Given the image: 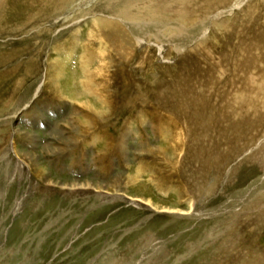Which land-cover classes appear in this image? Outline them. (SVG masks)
<instances>
[{"label": "rangeland", "instance_id": "rangeland-1", "mask_svg": "<svg viewBox=\"0 0 264 264\" xmlns=\"http://www.w3.org/2000/svg\"><path fill=\"white\" fill-rule=\"evenodd\" d=\"M4 1L0 16L6 9L8 24L0 30V264H264V210H258L264 206V108L257 100L260 95L255 85L249 82L251 76L257 82L264 81V0H187L189 19L174 16V26L165 38L159 31L166 24L120 17L138 36L158 33L159 40H169L178 52L191 57L189 66L194 70L192 78L183 71L172 84L177 69L172 66H176L180 53L167 50L166 45L160 52L149 38L151 61L138 66L135 57L144 46L134 42V59L116 67L114 80H105L106 104L94 95L79 94L77 60L81 48L72 43L71 33L79 27L78 41L82 42L88 16L102 13L114 17V6L108 5V0H62L50 9L47 4L51 0ZM154 1L162 5L167 0ZM169 2L175 6L179 0ZM194 48L204 60L193 56ZM167 59L173 63H166ZM234 59L240 65L230 74ZM218 62L226 71L221 77L224 89L231 83L244 89L242 70L250 89L245 93L257 100L256 112H240L227 130L223 122L234 116L229 113V98L235 87L214 92L206 85L209 78L216 77ZM153 71L159 74L157 79ZM55 74L59 77L50 83ZM157 83L170 86L171 100L184 112L180 117L190 121L199 109L192 106L191 92L185 85L188 83L192 90L212 91L211 112L223 117L214 126L219 133L231 135L230 139L224 136L226 152L204 158L207 176L216 177L207 194L193 196L192 208L185 200H178L175 188L167 190L166 186L186 183L188 189L191 187L188 179L196 163L180 161L185 157L183 150L174 154L168 150L164 155L173 164L183 163L182 170L174 168L173 177L164 182L166 185L161 184L166 194L154 184L161 176L158 170L151 183L144 175L124 188L127 174H135L140 158L146 170L150 159L161 152H155V147H169L166 139L152 134L147 121V116L162 114L155 112V96L146 91ZM58 90L68 98L61 97ZM140 94L147 95L146 103L137 98ZM79 102L96 107L98 118L109 119L108 130L116 137L119 131L131 134L126 138L131 145L125 158L127 166L121 155H103L112 169L109 178H94L96 170L88 171L85 165L96 149H91L89 141L80 142L77 121L85 124L88 119L83 121L82 115H75L74 105ZM140 110L141 114L137 113ZM138 116L144 121H137L146 126L147 150L142 149L145 144L140 143L137 133L120 130L128 122L133 127ZM82 149L86 152L83 157L79 155ZM75 160L83 163L73 165ZM86 180L110 181L122 191L107 187V194L97 196L99 186L82 187ZM123 191L135 200L124 196ZM141 198H150L156 207Z\"/></svg>", "mask_w": 264, "mask_h": 264}, {"label": "bare ground", "instance_id": "bare-ground-1", "mask_svg": "<svg viewBox=\"0 0 264 264\" xmlns=\"http://www.w3.org/2000/svg\"><path fill=\"white\" fill-rule=\"evenodd\" d=\"M48 1L50 2V0H48ZM57 1H59V2H57ZM63 1L62 0H51V2L47 5L51 9V8L55 7L54 4L57 5L58 3H62ZM188 1H190V2L204 1L205 2L206 0H188ZM208 1L211 2L212 0H208ZM4 2H5L4 0H0V5H1V3L4 5ZM108 3H109L108 5L114 6L113 8L115 9V12H116V15L114 17L105 16L102 13L88 16V17H90V22L87 21L89 26H88L86 38L82 42L78 41L77 33L79 31V27H77V28L75 27L76 29L71 33V35L73 36L72 43H74V44L78 43L80 45V48H81V52L79 53L78 60H77L78 68L80 70V77H78V85L80 88L79 94L84 95L87 93V94L94 95L97 98V100H99L101 103H105V104L107 103L105 101V91H103V87L106 86L105 80L107 78H108V80H107L108 82L111 79L114 80V78L116 77V73H117V72L115 73L116 67L122 68L123 65L127 61H129L132 58L134 59V55H135V50H134L135 46L133 48L134 42L135 43L138 42V44H141L142 46H144L141 48L139 47L141 50L139 49L140 52H138V55H136V57H135L134 63L138 66L144 65L145 61H147V62L151 61V59L148 58V55L150 57H152V53L151 52L149 53V49L147 48V46L150 43V41L148 40L149 38L153 39V42H151L152 45L154 47H157L160 50V52L162 51V49H164L165 45H166L165 48H167V50L171 49V50H176V52H178L177 51L178 48L172 47V43H170L169 40H159V37L157 35L158 33L154 34V33H147L146 32L147 34H144L142 36H138V34L133 33L132 30L129 28L130 26L129 27L126 26L127 23L124 22L123 20H121L120 17L123 16V19L124 18H126V19H138V20L147 19L148 21L152 22L153 24L158 23V25H160L159 23H161L163 25L166 24L165 27H163L161 25L163 29L159 31V33L161 32V34L164 36L163 38H165L166 35L168 33H170L171 26L172 27L174 26V25H172V20H173L174 16H177L182 20L189 19V14H188L189 3L187 2V0H179L178 5H175V6L172 5V2H169V0L162 3V5H159L160 3L159 4L155 3L154 0H108ZM5 11H6V9H5ZM5 11H4V14L2 15V17L0 16V30H3L4 28H6V26L8 24L7 23L8 22L7 21L8 16L6 15ZM123 22L126 24L124 25ZM143 22H145V21H143ZM143 22H141V23H143ZM183 24H184V22L180 23V25H183ZM154 28L155 27H153V29ZM226 31H225V34H226ZM140 32L141 31H139V33ZM150 32H151V30H150ZM220 36L221 35H219L218 38H220ZM250 46H248V47H250ZM254 46H256V45H253V47ZM58 47H60V46H56V48H58ZM148 47H150V46H148ZM73 51H74V49H73ZM69 52H71L69 54L73 55L72 51H69ZM197 52H198L197 48H194L193 52H192L193 56L199 55V57L202 60H204L203 57L200 54H198ZM178 53H180V50ZM239 53H240L239 56L243 55L242 52H239ZM246 53H250V52L246 51ZM116 58H118V60H119V61H117L118 64H117V62H115ZM190 59H191V57L187 56L185 52H184V54L180 53L178 59L176 60V62L174 64L176 66H172L173 69L177 68L175 71V78H173L172 84L174 83L176 78H179L183 74L182 73L183 71L186 73L187 78H189V79L192 78V70H194V68H192L193 66H189L190 65V63H189ZM235 59L231 63L232 68H230V74H233L235 72V69L240 65V63L238 61H235ZM55 61H53V62L55 63ZM165 61H166V63H173L172 61H170L168 59ZM218 64L220 65V62H218ZM253 64L255 65L256 63H253ZM204 67H206V66H204ZM109 71L111 72V74L109 73ZM59 73H60V71H59ZM152 74H153V77L155 79H157V77L159 76V74L156 73V71H153ZM200 74H201L200 75L201 77H203L202 74L205 75L204 73H200ZM225 74H226V71L224 69V66L220 65L219 71L217 72L216 77L215 78H212V77L209 78V80L206 82V85L208 87H210L211 90L214 92L217 90V88L220 89V92H223L225 90L227 92L229 90H232L235 87V90L232 92V94L229 98V99H231V108L229 109V113L234 114V116H232L233 118L230 119L231 121L223 122V125H224L223 128H225L227 130L229 126L232 127L233 122L235 121V119H237V115H239L240 112L249 111L252 114H254L256 112L254 110V105H255L254 102L255 101L259 100V102H262V107L264 108V81H262V80L260 81L258 76H255L260 81V82H257L255 80V78L253 76H251L249 82L252 86L255 85V88L257 89V92L260 95L259 99L254 100L253 97H251L249 94L245 93L246 89H249L248 76L247 77L245 76V71L241 70V72H240V75L244 79V80H242V86L244 89H242V88L240 89L239 86L230 82L234 78L236 79V76L233 77V79L230 78L229 82L231 84L229 86L227 85V87H225V89H224L223 86L221 85L223 82L222 80L224 78H221V77L224 76ZM58 75L59 74H55V77L53 79L50 78L49 82L52 80L56 81L57 77H59ZM200 76L198 75L196 78H199ZM209 76H211V75H209ZM50 77H52V76H50ZM188 80H187V82H188ZM215 80L217 82H220V83H217ZM232 82H234V81H232ZM54 84H53V86H54ZM48 85H46V86H48ZM53 86H52V88H53ZM185 87H187L186 89H188V91L191 92L190 95L192 98L191 102L193 103L192 106L194 108L199 109V112L196 113V117H195L194 121H190L186 117H180V113L183 111H181V109H177L178 107H177L176 103H174L173 100H171V98L169 96L170 91H167L168 89H170V86H167V87L162 86L161 87L158 84V85H154L153 87H150L149 89H146V91H149L151 94H153L155 96L154 98H155L156 107L153 106L155 112L156 113H162L161 116H160V114L159 115L154 114V115L147 116L149 129L151 130V132L154 136H157L158 138L166 139V142H167V144H169V147L167 146L166 149H164L165 146H163V145H159L158 147H155V152H157V151H161V152L159 153L158 156H155L154 158L149 157L151 159H150V162L147 164L151 169L152 168L154 169L153 172L148 167L145 170V168L143 166L144 162L142 161L143 159L141 160V158H140V161L136 165L135 174L134 175H131V174L128 175L127 174V176H126L127 180H124V185H125L124 188L125 187L127 188V186H131V185L137 183L140 179H142L144 177V175H146V178H145L146 181L151 183L154 180V176H153L154 174L153 173L158 170V171H161V174H160L161 176L157 182H154V184L156 185V187L158 189L159 188L162 189L163 193L166 194L164 185H166L167 183L164 184V182H166V180L170 179L171 176L173 177L174 168H175V171L177 169L182 170L183 169V163L182 162H185L186 160L191 159L196 164H195V168L192 170V172L190 171L192 174L190 173L191 177H190V179H188L189 182L191 183L190 189H188V186L186 183L177 184V185H175V184L173 185L171 183L169 185L167 184L166 186H167V190L169 188H175V190L178 191V193H177L178 200H180V201L185 200L187 202L189 208H192L193 196L195 195V196L201 197L203 194H207L209 192V189L212 187V183L216 177L214 175L213 176L212 175L207 176L209 169H207V170L204 169V168H206V165H207V164H205L207 159H205V161H204V158H206V156L211 157V155H214L217 153L222 155L223 152H226L227 146L225 143L227 142V139L224 136H226V137H228V139H230L231 135L226 134V132L225 133H219L217 131V127L214 126L216 123H220L223 117L218 118L213 114V112H211L210 96H211L212 91H208V90H204V89H200V88L192 90V89H189L190 87H189L188 83H187V86L185 85ZM50 88H51V86H50ZM58 92L60 93L61 97L68 98V96L65 95L63 93V91L58 90ZM189 92H187V93H189ZM146 93L148 94V92H146ZM146 97H147V95H145V94H140L139 96H137V98H139V99L141 98L142 104L146 103L145 102ZM79 98H81V97H79ZM148 99H149V97H148ZM133 100H134V98H133ZM76 101H78V99ZM78 104H79L78 106L74 105V106H76L74 108L75 115H79V114L82 115L83 117H81V118L83 121L88 119V121H86L85 124H83L85 121L83 123L80 120L77 121V125L75 128L78 130V132H80V134H78L80 142L81 141H83V142L89 141V144H91V149L92 150L96 149L95 155L85 165H86V167H88V171L89 170L92 171V169H94V171L96 170L94 178H97L98 175L101 176L103 179H105L108 175V178H109L110 174H108V173H109V170L111 169V167H109V164L106 163L107 158L103 160V155L107 154V156H109V155L114 154V153L121 155L124 157L123 162L127 166L128 160L125 158L128 154L127 153L128 150H131V145L128 142H126V138H129V136L131 134L123 135L121 133V131H119V133H120L119 137H116L114 134L110 133L108 130V127H109L108 120L109 119L107 120L106 117H103V118L97 117L98 113L96 111V107L94 108V106L91 104H88V105L86 103L82 104V102H79ZM156 108H158V109L160 108V110H157ZM161 108H162V110H161ZM141 112H142V110H140L137 113L141 114ZM195 112H197V111H195ZM182 116H184V115H182ZM138 119H141L144 121V119H142V118H140V116H138L136 118V123L134 125L135 127L134 126L132 127L131 122H128V123H124L123 127H121L120 130H124V132H126V133H132V134L134 132L137 133V135L140 137V140H141L140 143L145 144V147H143L141 145L142 149L145 150L148 146L147 140H149V138L147 137L145 123L142 121H137ZM131 121H133V120H131ZM202 123H203V125L200 126ZM224 134H226V135H224ZM131 138H133V137L131 136ZM153 140H156V139H153ZM149 145L152 147L151 144H149ZM219 145H220V147H219ZM148 148H149V146H148ZM151 150H153V149H151ZM168 150L173 152V154H174V152L180 153L183 150V154L185 155V157H183L182 160H180L182 162H179L178 164H176L177 163L176 162L173 164L168 160L169 157H168V159H167V157L165 158L164 155L168 154L167 153ZM81 154L83 157L86 154V152H84L82 149L81 152H79V155H81ZM216 158H218V156ZM80 161L76 162V160H75L73 165L79 164ZM81 163H83V161ZM125 165H124V168H125ZM146 171H147V173H146ZM178 176H180V175H178ZM103 179H102V181H105ZM206 180H209L210 182L207 181V183H205L204 181H206ZM154 184H152V185H154ZM161 184H164V185L162 186ZM77 185H79V184L77 183ZM81 185H82V187L93 188V189L96 188V186L98 185L99 191H96L97 196L99 194L100 195L107 194V190H108L107 187H109V188L112 187L113 190H117V189L120 190L121 189V187H117L116 185L115 186L111 185L110 181L103 182V183H98V182L92 183V182L86 180ZM70 186H72V185L70 184ZM120 191H122V190H120ZM111 192H113V191H111ZM122 193H124V196L131 198L132 200H135L131 195H128L126 192L123 191ZM141 199L144 200L147 203V205H150V207H153V209H154V207H156V205L153 206L151 204L152 202H151L150 198H148V199L141 198ZM261 207L258 210H260V211L264 210V206L262 208ZM169 212H171V211H169Z\"/></svg>", "mask_w": 264, "mask_h": 264}]
</instances>
